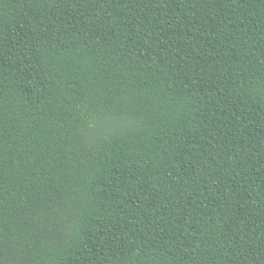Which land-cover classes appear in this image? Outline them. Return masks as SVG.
<instances>
[{
    "label": "trees",
    "instance_id": "16d2710c",
    "mask_svg": "<svg viewBox=\"0 0 264 264\" xmlns=\"http://www.w3.org/2000/svg\"><path fill=\"white\" fill-rule=\"evenodd\" d=\"M0 264H264V0H0Z\"/></svg>",
    "mask_w": 264,
    "mask_h": 264
}]
</instances>
